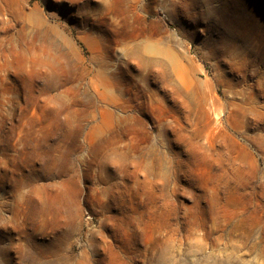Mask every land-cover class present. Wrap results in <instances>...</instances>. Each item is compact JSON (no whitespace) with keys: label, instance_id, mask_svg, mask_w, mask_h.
<instances>
[{"label":"rangeland","instance_id":"374dc122","mask_svg":"<svg viewBox=\"0 0 264 264\" xmlns=\"http://www.w3.org/2000/svg\"><path fill=\"white\" fill-rule=\"evenodd\" d=\"M0 264H264V0H0Z\"/></svg>","mask_w":264,"mask_h":264},{"label":"bare ground","instance_id":"6f19581e","mask_svg":"<svg viewBox=\"0 0 264 264\" xmlns=\"http://www.w3.org/2000/svg\"><path fill=\"white\" fill-rule=\"evenodd\" d=\"M134 4V3H133ZM127 47V46H126ZM127 49H128V47H127ZM128 50H130V49H128ZM16 221V220H15ZM10 227V226H9ZM9 229V228H8ZM11 229V228H10ZM14 229V228H13Z\"/></svg>","mask_w":264,"mask_h":264}]
</instances>
